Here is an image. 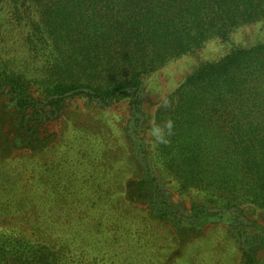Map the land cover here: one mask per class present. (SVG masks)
Returning a JSON list of instances; mask_svg holds the SVG:
<instances>
[{
	"label": "trees",
	"instance_id": "16d2710c",
	"mask_svg": "<svg viewBox=\"0 0 264 264\" xmlns=\"http://www.w3.org/2000/svg\"><path fill=\"white\" fill-rule=\"evenodd\" d=\"M7 3L18 26L28 29L25 47L34 53L28 62L39 59L29 70L0 56V87L6 86L15 112L32 109L33 114L38 106L52 108L79 97L108 108L126 104L134 125L141 124L145 111V133L152 136L153 125L162 127L160 151L177 168L189 167V187L238 196L234 206L247 194L264 205V39L243 45L231 39L239 26L264 18V0H0V8ZM21 8L32 14L24 26ZM210 40L225 50L201 60L151 116L140 99L143 78ZM15 65L18 71L11 75ZM36 71L44 75L33 81ZM28 76L42 86L43 101L31 94L33 85L24 86ZM168 121L170 131L164 127ZM73 183H38L40 192L31 194L45 228L35 212L12 216L11 199L0 201V264H148L152 251L138 246L143 243L122 215L76 220L75 208L81 211L82 204L71 197L77 191ZM102 183L88 181L93 192L82 203L100 210L115 200ZM192 209L197 215L206 211ZM149 211L159 220L169 212ZM123 242L129 248L120 249ZM249 257L240 250L238 264H250Z\"/></svg>",
	"mask_w": 264,
	"mask_h": 264
},
{
	"label": "rangeland",
	"instance_id": "374dc122",
	"mask_svg": "<svg viewBox=\"0 0 264 264\" xmlns=\"http://www.w3.org/2000/svg\"><path fill=\"white\" fill-rule=\"evenodd\" d=\"M0 10L1 58L8 56L31 70L39 59L37 56L33 63L28 62L34 59V53L25 47L28 29L18 26L9 3ZM24 10L18 11L24 16L23 26L32 15ZM36 18L34 21H38ZM231 39L242 45L263 40L264 18L239 26ZM204 45L192 54L168 61L143 78L140 99L151 116L162 99L201 60L217 58L225 50L217 40ZM10 67L14 71L10 74L15 75L17 66ZM36 74V78L28 76L24 86L33 85L31 94L43 101L42 86L31 82V78L41 80L44 74L38 71ZM2 77L0 80H4ZM32 112V109L15 112L6 86L0 87V201L4 197L11 199L12 216L35 212L40 221L39 205L29 200L31 194L40 192L36 190L38 183L70 181L73 187V182L76 183L78 191L73 190L71 197L82 204L81 211L75 208L76 220L122 215L124 224L143 243L138 246L152 251L148 264H238L240 250L250 256V264H264V205L255 203L253 196L247 194L234 206L238 196L226 198L219 190L211 191L202 185L189 187V181H185L189 167L177 168L175 160L161 153L160 140L145 133L148 117L145 111L141 124L134 125L130 123L126 104L108 108L79 97L52 108L38 106ZM42 146L46 148L38 151ZM97 164L100 166L96 167ZM88 181L103 182L104 193L110 197L112 194L115 200L100 210L98 206L82 203L93 192V185ZM104 181L108 182L104 184ZM122 190L126 192L123 194ZM135 195L139 201L133 199ZM196 206L206 211L197 215L192 209ZM149 207L169 212L165 220H159L151 217ZM41 227L45 225L41 223ZM129 231L126 228L124 237L128 242L131 241ZM124 248H129L126 242L120 246Z\"/></svg>",
	"mask_w": 264,
	"mask_h": 264
},
{
	"label": "clouds",
	"instance_id": "9594fccd",
	"mask_svg": "<svg viewBox=\"0 0 264 264\" xmlns=\"http://www.w3.org/2000/svg\"><path fill=\"white\" fill-rule=\"evenodd\" d=\"M164 127H166L169 131L172 129V122L168 121L166 122V124L164 125ZM151 134L156 137L158 140L162 138L163 135V129L161 126L159 125H153L152 129H151Z\"/></svg>",
	"mask_w": 264,
	"mask_h": 264
}]
</instances>
